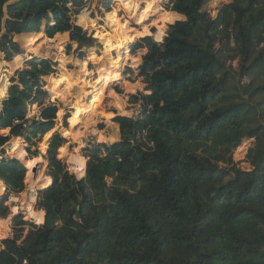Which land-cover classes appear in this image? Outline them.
Instances as JSON below:
<instances>
[{
	"label": "trees",
	"instance_id": "1",
	"mask_svg": "<svg viewBox=\"0 0 264 264\" xmlns=\"http://www.w3.org/2000/svg\"><path fill=\"white\" fill-rule=\"evenodd\" d=\"M11 1L0 0L8 59L19 51L14 35L68 33L79 48L92 46L72 23L82 0ZM210 1L168 0L165 10L186 20L170 25L162 42L135 45L147 50L138 75L145 90L129 98L141 114L113 119L120 141L89 151L78 172L86 169L85 178L59 158L67 139H51L53 182L36 212L46 213L45 223L17 215L0 264H264V0H231L215 19L203 10ZM28 66L3 101L0 149L24 137L28 105L44 107L32 137L44 138L57 119V105L41 102L48 93L40 79L53 73L52 63ZM246 138L254 139L250 171L234 160ZM26 168L0 159V219L11 214L10 196L24 190Z\"/></svg>",
	"mask_w": 264,
	"mask_h": 264
},
{
	"label": "rangeland",
	"instance_id": "2",
	"mask_svg": "<svg viewBox=\"0 0 264 264\" xmlns=\"http://www.w3.org/2000/svg\"><path fill=\"white\" fill-rule=\"evenodd\" d=\"M16 1L18 0H13L11 3ZM121 1L82 0L78 15L72 16V23L87 33L92 43L90 47L79 48L78 44L71 42L68 33L66 40H63L64 34H58L55 38L50 39L42 33L36 43L31 39V34L12 36L19 51L14 52L10 59L7 57V52L0 49V89L7 85V95L0 97V110L3 101L9 97V89L14 84L13 80L18 78L19 72L28 69L29 62L33 60L50 61L54 69L50 76L55 79L60 76L62 71L60 69L61 60L68 58L71 61L65 63L67 71L64 72L63 79L58 83L40 79L44 90L48 93V96L41 97V102L45 106L50 103L56 104L59 108L53 126L55 131L50 132L52 135L47 141L44 139L47 135L42 139L40 136L32 137V125L36 120H39L44 107L40 104L28 105L25 117L26 130L21 139L22 142L17 147L16 138H13L4 148L0 149V159H17L26 167L30 158L40 157L43 161L37 167V176L41 177L43 173L45 177L51 179L47 158L49 143L57 133L68 132V136L61 134L67 139V147L65 148L66 145L63 147L64 152L59 150V158L67 164L68 171L81 180L86 176V169L83 177L79 176L78 172L72 171L78 167L77 163L72 161V157L75 155L82 158L87 167L89 151L99 144L110 145L120 141V129L113 123L116 116L134 119L140 116L141 105L130 104L129 98L131 95L143 93L145 90V85L141 83L138 75L142 58L147 50H134V47L142 38H152L153 41L162 42L166 37L168 27L177 21L186 20V18L174 19L175 17H172L171 21H166L165 16L168 11L165 10V4L168 0H123L122 3ZM230 2L231 0H211L203 7V10L208 11L215 19L219 10ZM70 8H72V4ZM5 12L7 13L6 8ZM81 17H85L83 23L79 22ZM6 19L7 16H5L4 22ZM160 32L164 33L163 36H160L161 41L156 39ZM5 34L6 29L4 28L0 38ZM56 45H59V48ZM34 49L38 51H33ZM49 52L52 53L50 59L47 58ZM17 56H23V67L10 68L9 66L14 63ZM234 65L236 66V63ZM37 108L39 109L37 116H31L33 110ZM72 117L74 119L71 121ZM73 121L75 122L73 123ZM5 132L8 134V130H3L1 133L4 135ZM253 144L254 139L246 138L234 153L235 162L244 171L251 170L246 155ZM41 145H44L43 150ZM28 146L31 153L28 152ZM77 149H79L78 153ZM21 151L26 153L23 159L20 158ZM10 152L13 153L11 156ZM33 153H37V156H33ZM1 182L3 185L0 188V199L6 193V185L3 181ZM44 182L45 180H40L35 189L29 191L31 186L28 185L27 177L24 190L20 194L10 196L7 205L11 214L7 219H0V250L5 248V242L13 236V223L17 215H22L25 221L37 225L29 217L33 213L39 212L42 194L46 190L45 188L52 185L53 181L46 187L42 186ZM33 196L35 197L34 203L31 200ZM14 197L15 199H13ZM27 205H31V210ZM13 208L18 211L13 213ZM28 228L26 227L25 235Z\"/></svg>",
	"mask_w": 264,
	"mask_h": 264
},
{
	"label": "clouds",
	"instance_id": "3",
	"mask_svg": "<svg viewBox=\"0 0 264 264\" xmlns=\"http://www.w3.org/2000/svg\"><path fill=\"white\" fill-rule=\"evenodd\" d=\"M93 7H95V5H93ZM149 8H151V5H149ZM86 14H87V13H86ZM86 14H85V15H86ZM84 18H85V17H81L79 22H80V23H83ZM177 18H178V19H183V17H177ZM145 32H147V29H145ZM67 35H68L67 33L64 34L63 40H66V39H67ZM57 39H60V37H57ZM156 39H157V40H160V36H157ZM62 42H63V41H62ZM56 47L59 48V45H56ZM33 51H38V50H35V49H34ZM51 55H52V53L49 52L48 55H47V58L50 59V58H51ZM70 62H71V61H70L68 58H64L63 60H61V62H60V69H61L62 71H61L59 77H57V78L54 79L52 76L49 75V76H44V77H41V78H42V79H45V80L53 81V82H55V83H58L60 80L63 79L64 72L67 71V69L65 68V63H70ZM9 67H10V68H22V67H23V60H22V57L17 56V57L15 58L14 63H13L12 65H10ZM81 91H83V89H81ZM6 95H7V85H5V87H4L3 89H0V97L6 96ZM38 112H39V109H38V108H37V109H34L33 112L31 113V116H37V113H38ZM62 114H63V113H62V111H61V115H62ZM73 122H75V121H73ZM17 123H19V122H17ZM53 131H55V129H54ZM61 134L64 135V136H68V135H69L68 132H64V131H62ZM4 135H7V132H5ZM51 135H52V133H49L48 136L44 138L45 141H47V139H48ZM101 139H103L102 136H101ZM21 142H22V141H19V142H18L17 147L19 146V143H21ZM81 146H83V145H81ZM40 147H41V149L43 150L44 145H41ZM66 147H67V145L65 146V148H66ZM13 151H14V150H13ZM61 152H64V149H61ZM78 152H79V149H77V153H78ZM12 154H13L12 152L9 153L10 156H11ZM25 155H26V153H23V152H22V153L20 154V158L23 159ZM72 161H73V162H77V163H79V168H77V169H73L72 171L80 172L81 169H83L84 166H85L84 160H83L82 158H79L78 156H75V155H74V156L72 157ZM35 163H37V161H36V160H33V161L29 164V168L33 167V166L35 165ZM82 174H83V173L81 172V175H82ZM30 176H31V172H29V177H30ZM77 178H79V177H77ZM41 179H42V180H47V181H48V184L51 183V179H49L48 177H45V176L43 175V173L41 174ZM42 186L46 187L47 185H42ZM35 187H36V185H32L31 188L29 189V191L34 190ZM13 199H15V197H14ZM31 200H32V202L34 203V202H35V197H34V196L31 197ZM22 207H23V205H22ZM27 207H28L29 210H31V205H27ZM12 211H13V213H15V212L18 211V210L15 209V208H13ZM44 215H45V214H44L43 211H41L39 214L33 213V214L29 217V219L33 220V222L36 223L37 225H40V224H42V223L44 222Z\"/></svg>",
	"mask_w": 264,
	"mask_h": 264
},
{
	"label": "bare ground",
	"instance_id": "4",
	"mask_svg": "<svg viewBox=\"0 0 264 264\" xmlns=\"http://www.w3.org/2000/svg\"><path fill=\"white\" fill-rule=\"evenodd\" d=\"M153 1H154V0H153ZM134 5H135V4H134ZM145 17H146V16H145ZM165 17H166V18H165L166 21H171V18H172V17L177 18V15L174 14V13H172V12H168V14H166ZM145 19H146V18H145ZM147 25H148V24H147ZM163 34H164L163 32H160V34H159L158 36H163ZM30 37H31V39L33 40L34 43L38 42V40H39V37H37V36H30ZM22 57H23V56H22ZM73 123H74V122H73ZM47 136H48V134H47ZM35 160L37 161V163H35V165H34L33 167L29 168V164H30L32 161L29 162L28 165H27V169H28V171L31 172V176L29 177V175H28V185H29V186H32V185H36V186H37L38 182H39L40 180H42L41 177H38L37 175H35V173H34V169L37 170V167H38L39 163L42 162L43 159L40 158V157H37ZM49 179H50V178H49ZM44 185H47V186L49 185L47 180H45Z\"/></svg>",
	"mask_w": 264,
	"mask_h": 264
},
{
	"label": "water",
	"instance_id": "5",
	"mask_svg": "<svg viewBox=\"0 0 264 264\" xmlns=\"http://www.w3.org/2000/svg\"><path fill=\"white\" fill-rule=\"evenodd\" d=\"M34 173H35V175H37V170L36 169H34Z\"/></svg>",
	"mask_w": 264,
	"mask_h": 264
}]
</instances>
